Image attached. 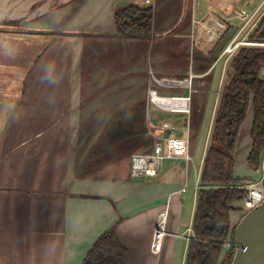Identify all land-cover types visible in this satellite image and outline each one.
I'll return each instance as SVG.
<instances>
[{
	"label": "crops",
	"instance_id": "0c3cea01",
	"mask_svg": "<svg viewBox=\"0 0 264 264\" xmlns=\"http://www.w3.org/2000/svg\"><path fill=\"white\" fill-rule=\"evenodd\" d=\"M119 1L0 0V264H84L113 227L129 264H185L191 238L181 236L191 227L202 170L188 137L192 110L156 108L149 92L186 96L207 88L222 53L198 62L192 89L174 86L169 81L187 78L188 68L166 65L162 40L114 35ZM221 14L210 10L195 20H208L196 43L201 50L218 38L209 31L220 28ZM156 29L154 23V34L162 32ZM230 66L228 59V73ZM166 122L174 129H163ZM247 122L245 174L235 171L241 178L261 174L248 163L252 108L238 139ZM171 134L189 140L188 168L167 159L158 175L133 178L132 156ZM241 146L237 140L235 167ZM167 204L171 235L155 254L156 220Z\"/></svg>",
	"mask_w": 264,
	"mask_h": 264
},
{
	"label": "trees",
	"instance_id": "16d2710c",
	"mask_svg": "<svg viewBox=\"0 0 264 264\" xmlns=\"http://www.w3.org/2000/svg\"><path fill=\"white\" fill-rule=\"evenodd\" d=\"M116 33L124 38L154 37L153 6L128 5L115 14ZM249 40L264 42V15ZM264 47L240 46L219 99L207 153L200 171V188L194 215V237L189 241L185 264H231L235 252V228L230 212L244 201L250 181L235 173L236 143L250 108L253 109L251 150L248 163L259 168L264 158ZM231 246L226 247L225 243ZM130 251L120 241L116 227L101 235L85 263L129 264ZM84 263V264H85Z\"/></svg>",
	"mask_w": 264,
	"mask_h": 264
},
{
	"label": "rangeland",
	"instance_id": "374dc122",
	"mask_svg": "<svg viewBox=\"0 0 264 264\" xmlns=\"http://www.w3.org/2000/svg\"><path fill=\"white\" fill-rule=\"evenodd\" d=\"M261 1L262 0H242L238 6L242 11L252 13ZM119 2H121L120 4L123 6H149L146 5L143 0H120ZM150 6H153L154 8V23L157 27L156 30H162V32L158 31L159 33L154 34L155 39L162 40L163 44L167 46L166 51L168 53V60L165 61L166 65L169 67L184 65L188 68L187 74H190V72L193 73L194 68L197 67L200 61L205 60L212 63L215 58L220 56V54L226 49V46L234 40L236 34H238L239 29L243 25L238 13H235L238 15L237 17L232 16L234 13L231 16L221 14L216 7L217 5H214L209 0H158L156 4L154 3ZM210 10L213 12L215 11L216 14H221L218 16L220 17V20L226 23L224 25L226 28L223 30L224 32L222 36H220L215 42L210 43L209 41H204L203 44L201 43L200 45L203 46L204 49L201 50L196 44L197 41L201 39V24L197 25L195 20L200 18L203 13L208 15ZM261 13L263 16L264 8H262L258 16ZM251 26L252 24L239 34L238 41H248V37L255 30V27ZM195 27L196 29L198 27L197 31L199 32H194ZM210 49H212L210 54L204 52L205 50L208 51ZM235 54L236 50L224 54L223 58H220V60L213 66V72L207 76V79L205 80V82H209L207 88H200L203 85L200 84V87H196L197 92H191L190 109L192 110V113L190 114L192 115L193 125L192 131L190 129V135L188 137H190V139L192 138L194 142V162L198 163L200 169H202L209 141L211 139L210 136L213 122H215L214 118L219 104V99L222 92H224V85L228 79V72L225 71L224 62L228 59L233 60ZM230 70L231 67L229 71ZM195 79L198 78L196 77ZM196 83L197 85L199 84L198 80H196ZM247 129L248 122L243 128V138L240 137L238 140V143L242 145L239 153L236 155V158L239 159V163L238 165L236 164L235 171L239 176H243V174H245L243 172L245 162L242 161V154L244 155L246 146L248 147L250 145L248 137L244 135L246 134ZM250 169L254 173H258L257 168H253L251 166ZM260 177L261 175L258 173L257 176L251 175L249 179L253 178V180H256ZM191 186V190L195 188L193 184H191ZM191 196L193 197V191H191ZM243 206V201H236L234 203L235 209L230 212V218L237 217L241 212L244 213ZM194 215L188 222V225L191 224V226H193L195 221ZM188 236L191 237V235H187V237ZM180 257H182V254H180L179 258Z\"/></svg>",
	"mask_w": 264,
	"mask_h": 264
},
{
	"label": "built area",
	"instance_id": "2783aa9c",
	"mask_svg": "<svg viewBox=\"0 0 264 264\" xmlns=\"http://www.w3.org/2000/svg\"><path fill=\"white\" fill-rule=\"evenodd\" d=\"M146 5H151L152 0H143ZM264 8V0L261 2L260 6L255 9L253 13H246L245 15H240L241 23L243 24L239 29L238 34L234 40H232L227 46L226 49L222 52V56L226 53L238 50L240 46L244 45H257L264 46L263 41H238V36L241 34L250 24L251 27H256L258 22L262 17V13L258 16ZM220 20V19H219ZM208 20H206L207 22ZM222 21V20H220ZM200 23L201 26L206 23ZM223 25L226 23L223 22ZM219 33L217 39L223 34V30ZM216 39V40H217ZM215 40V41H216ZM196 74L190 72L187 78L182 80H172L169 81L176 87H185L192 89L193 79ZM190 100L191 95L181 96V95H172L164 96L159 95L156 90H150L149 92V102L156 108L163 109L171 112H183L190 113ZM163 129H174L171 123H163ZM192 154L189 153V140L187 138L175 137L173 134L169 137H160V139L154 144L153 150L150 153H135L132 156L131 160V176L136 179L145 178L147 176H156L159 174L161 167L167 159H183L186 162V169L188 168L189 163L192 161ZM261 177L256 180H250L241 185L242 188L247 189V195L243 201L244 213L255 207H258L264 201V158L262 159L261 165L258 168ZM187 187L181 189L185 191ZM170 218V205L167 204L158 214L156 220V225L153 233L152 240V252L155 254L162 253L164 247V240L168 235V225ZM191 235L194 237L193 226L189 227L186 232L182 234L181 237H187ZM192 238V237H187ZM226 247H230L231 243L228 241L225 243Z\"/></svg>",
	"mask_w": 264,
	"mask_h": 264
},
{
	"label": "water",
	"instance_id": "95a60500",
	"mask_svg": "<svg viewBox=\"0 0 264 264\" xmlns=\"http://www.w3.org/2000/svg\"><path fill=\"white\" fill-rule=\"evenodd\" d=\"M209 1L217 5V9L226 16H230L233 13L246 14L238 6L242 0ZM170 235L171 232L168 227V235L165 240ZM234 248L235 252L231 264H264V201L258 207L251 210L248 209L247 212L242 214L235 228ZM86 264H97V262L88 260Z\"/></svg>",
	"mask_w": 264,
	"mask_h": 264
},
{
	"label": "bare ground",
	"instance_id": "6f19581e",
	"mask_svg": "<svg viewBox=\"0 0 264 264\" xmlns=\"http://www.w3.org/2000/svg\"><path fill=\"white\" fill-rule=\"evenodd\" d=\"M217 22H218V23H216V24H217V26H219L220 28L217 27L216 29H214V31H209V32H210L209 38H210L211 40L216 39V38L219 36V33L222 31V28L224 27L222 21L218 20ZM204 24L207 25V23H204ZM204 24L202 25V26H203L202 29H203L204 27H206V25H204ZM207 26H208V25H207ZM208 28H210V27H208Z\"/></svg>",
	"mask_w": 264,
	"mask_h": 264
},
{
	"label": "flooded vegetation",
	"instance_id": "af4514ba",
	"mask_svg": "<svg viewBox=\"0 0 264 264\" xmlns=\"http://www.w3.org/2000/svg\"><path fill=\"white\" fill-rule=\"evenodd\" d=\"M247 46H257V45H247ZM258 47H264V46H258ZM263 73H264V71H263Z\"/></svg>",
	"mask_w": 264,
	"mask_h": 264
}]
</instances>
